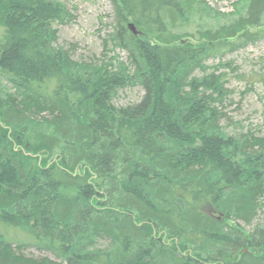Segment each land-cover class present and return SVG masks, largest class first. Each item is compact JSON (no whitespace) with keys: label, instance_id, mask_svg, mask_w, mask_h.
I'll return each mask as SVG.
<instances>
[{"label":"trees","instance_id":"trees-1","mask_svg":"<svg viewBox=\"0 0 264 264\" xmlns=\"http://www.w3.org/2000/svg\"><path fill=\"white\" fill-rule=\"evenodd\" d=\"M112 3L127 62L78 63L57 44L61 2L0 0V264H264V223H229L264 210V139L225 133L223 76L195 74L264 37V0L198 42L171 31L188 0Z\"/></svg>","mask_w":264,"mask_h":264},{"label":"rangeland","instance_id":"rangeland-1","mask_svg":"<svg viewBox=\"0 0 264 264\" xmlns=\"http://www.w3.org/2000/svg\"><path fill=\"white\" fill-rule=\"evenodd\" d=\"M61 2L70 17L64 23L55 24L58 31V46L69 52L78 63L107 62L119 57L127 62V52L115 48L109 36L115 30L112 0H56ZM190 8L185 11V20L171 31L180 42H198L199 34L232 24L248 15L250 0H188ZM184 6V5H183ZM187 8V7H186ZM185 9V7H184ZM255 28V27H254ZM261 28L264 29V20ZM255 41L238 42L233 51L219 52L206 62V72L197 71V76L215 73L225 81V94L215 106L220 113L219 124L225 133L239 138L264 139V37ZM105 42H108L105 49ZM0 92L13 91V84L0 76ZM144 96L140 86L120 90L113 99L116 108L139 103ZM47 117L48 115L43 114ZM257 149V148H256ZM211 213V211H210ZM215 216H220L215 214ZM230 225H241L247 234L255 232L264 223V210H260L250 224L237 220ZM248 253V250L245 249ZM24 255L34 258L52 257L35 247L24 249Z\"/></svg>","mask_w":264,"mask_h":264},{"label":"water","instance_id":"water-1","mask_svg":"<svg viewBox=\"0 0 264 264\" xmlns=\"http://www.w3.org/2000/svg\"><path fill=\"white\" fill-rule=\"evenodd\" d=\"M130 28H131V30H132L135 34L138 33V32L135 30V26H134L133 24H130Z\"/></svg>","mask_w":264,"mask_h":264}]
</instances>
